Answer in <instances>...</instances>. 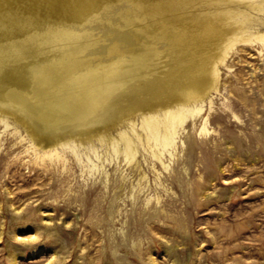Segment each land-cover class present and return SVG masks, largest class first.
<instances>
[{
  "label": "rangeland",
  "instance_id": "rangeland-1",
  "mask_svg": "<svg viewBox=\"0 0 264 264\" xmlns=\"http://www.w3.org/2000/svg\"><path fill=\"white\" fill-rule=\"evenodd\" d=\"M251 16L263 32L264 12ZM210 102L183 125L166 171L142 149L126 163L120 144L117 155L97 141L78 145L80 162L70 150L38 162L0 123V264H264L260 44L234 46Z\"/></svg>",
  "mask_w": 264,
  "mask_h": 264
},
{
  "label": "bare ground",
  "instance_id": "bare-ground-1",
  "mask_svg": "<svg viewBox=\"0 0 264 264\" xmlns=\"http://www.w3.org/2000/svg\"><path fill=\"white\" fill-rule=\"evenodd\" d=\"M252 12L264 0H0V123L24 133L38 162L66 150L80 162L78 145L97 141L114 154L120 144L126 163L142 149L166 171L229 52L264 48Z\"/></svg>",
  "mask_w": 264,
  "mask_h": 264
}]
</instances>
